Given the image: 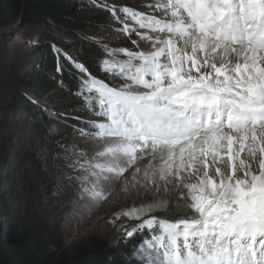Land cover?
Here are the masks:
<instances>
[{
	"label": "snow or ice",
	"instance_id": "1",
	"mask_svg": "<svg viewBox=\"0 0 264 264\" xmlns=\"http://www.w3.org/2000/svg\"><path fill=\"white\" fill-rule=\"evenodd\" d=\"M99 6L134 48L106 49L103 70L123 83L80 78L77 95L99 118L79 129L83 192L95 201L134 167L155 206L186 209L145 241L163 264H264V0Z\"/></svg>",
	"mask_w": 264,
	"mask_h": 264
},
{
	"label": "rangeland",
	"instance_id": "2",
	"mask_svg": "<svg viewBox=\"0 0 264 264\" xmlns=\"http://www.w3.org/2000/svg\"><path fill=\"white\" fill-rule=\"evenodd\" d=\"M92 1L101 5L130 7L145 12L149 11L145 5L154 2V0ZM119 27L120 25L111 18L89 30L87 35L110 49L134 48L131 39L116 30ZM19 28V23L13 27H0V40L6 42V45L9 44L7 42L10 41L9 37L16 40L15 33ZM132 39L138 38L133 36ZM22 43L24 46H29L38 45L40 41L38 38L33 41L27 39ZM54 45L58 48L57 43L53 41ZM61 51L68 58H75L71 51ZM15 54L18 56V52ZM19 54L24 59L21 61L15 59V70L3 72V77L0 78L3 81L0 85L2 93L6 92L7 95L14 96L22 92L24 98L28 97L33 102H41L57 114L59 110H63L64 116L71 115L76 118L75 115L78 113L83 122L79 120L81 124H76L77 128L88 129L85 122L98 119L93 113L87 111L86 105L81 104L82 97L72 94L64 84L59 83L45 94L30 87L11 85L8 81L14 77L15 73L23 72L22 74H25L27 71L41 73L44 71V60L36 53H31L29 49L22 46ZM7 61L9 59L4 60L5 63ZM100 80L110 86L123 83L112 74ZM70 103L77 104L75 108H71L70 112L62 108ZM11 104L8 102V106ZM42 108L45 109L44 106ZM6 113L8 110L4 109L0 112V117L9 115ZM21 115L10 114V120L0 121V143L6 146L4 155L6 163L2 170L6 179L3 184L7 188L5 196L12 200V206L21 209L28 217L34 211L40 222H46L55 231L54 239L65 248L70 258L69 264H146L137 258L126 257L122 254H115L113 257L108 256L104 260L93 262L92 253L104 244L103 250L112 252L113 247L120 240L119 234L132 231L131 227H134L135 224L148 227L146 221L149 219L153 220L154 226L156 218L152 215L164 211L175 202L170 201L155 206L158 199L157 194L145 191L142 187L133 186L134 167L129 168L120 179L108 185L101 198L95 201L91 200L83 192V188L87 185H82L81 181L77 179L82 175V172L74 166L79 151L85 149L90 151V145L85 141V138L77 133L73 137L72 146L63 147L59 143L49 141L44 131L37 126L35 119ZM28 153L32 158L34 156L33 161L23 157ZM146 164L147 159L140 161L137 166L143 168ZM2 190L4 192V189ZM149 205H153L151 211L140 215L139 208H147ZM133 210H137L135 215H133ZM148 254L153 256V259H157L153 253Z\"/></svg>",
	"mask_w": 264,
	"mask_h": 264
},
{
	"label": "trees",
	"instance_id": "3",
	"mask_svg": "<svg viewBox=\"0 0 264 264\" xmlns=\"http://www.w3.org/2000/svg\"><path fill=\"white\" fill-rule=\"evenodd\" d=\"M99 5L101 4L92 0H0V27H13L17 23L20 27L15 33L16 40L8 36V45L0 40V78L3 77V72L15 70V59H24L19 54L22 46L44 60V71L15 73L8 81L11 85L30 87L45 94L60 83L72 94L77 95L83 75L91 74L97 79L108 77L110 73L104 72L103 60L107 58L106 49L110 48L87 35L89 30L112 18L110 12ZM37 38L40 41L38 45L24 46L22 43L27 39L33 41ZM53 41L57 43L58 48L53 46ZM59 48L71 51L75 58H68ZM14 52H18V56ZM5 59L9 61L5 63ZM77 64H83L88 73H81L76 67ZM58 68L61 70L57 71ZM2 83L0 79V85ZM2 92L0 91V112L7 109L9 115L23 114L21 116L32 117L49 141L59 143L63 147L72 146L73 137L80 133L81 129L76 126L81 124L79 120L82 121L78 113L76 118L71 115L64 116L63 110H59L57 114L41 102L24 98L22 92L14 96ZM8 102L12 104L8 106ZM84 103L82 101L81 104ZM75 106L76 103H70L62 108L70 112ZM86 109L96 116L91 108L87 106ZM9 115H2L0 121L10 120ZM5 149L6 146L0 143V264H69L70 258L65 248L54 239L55 231L46 222H40L34 211L28 217L21 209L13 207L12 200L5 196L7 188L3 182L6 177L2 173L6 163ZM23 157L26 160H34V156L30 157L29 153ZM185 212L182 204L174 203L164 211L153 214L156 219L152 228L135 224L131 227L133 235L119 234L120 240L112 252L104 251V244L94 250L92 261L98 262L108 256L122 254L137 258L146 264L159 263L148 255L151 252L164 262L162 250L153 247L150 251L145 241L154 242L153 236L160 234V219L174 221Z\"/></svg>",
	"mask_w": 264,
	"mask_h": 264
},
{
	"label": "built area",
	"instance_id": "4",
	"mask_svg": "<svg viewBox=\"0 0 264 264\" xmlns=\"http://www.w3.org/2000/svg\"><path fill=\"white\" fill-rule=\"evenodd\" d=\"M83 101V100H82Z\"/></svg>",
	"mask_w": 264,
	"mask_h": 264
}]
</instances>
